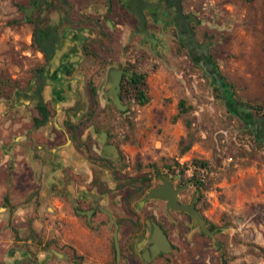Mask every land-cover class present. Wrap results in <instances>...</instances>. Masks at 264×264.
Here are the masks:
<instances>
[{"label": "rangeland", "instance_id": "rangeland-1", "mask_svg": "<svg viewBox=\"0 0 264 264\" xmlns=\"http://www.w3.org/2000/svg\"><path fill=\"white\" fill-rule=\"evenodd\" d=\"M28 2L0 0V264H144L115 262L97 241L76 240L72 248L60 240L58 198L49 197L42 184L47 174L58 182L57 164L49 160L46 170L49 151L27 149L35 143L32 133L53 128L48 123L28 130L34 103L24 84L37 58L23 15L32 10ZM188 3L200 20L196 36L208 42L209 57L226 82V101L212 78L188 64L183 50H164L147 74V101L130 102L114 131L130 173L176 174L187 185L186 199L194 196L213 225L215 244L188 232L186 241L175 242L172 264H264V0ZM41 12L35 13L38 23ZM52 93L43 91L45 103L52 102L50 115L54 108L60 115L62 100ZM51 188L57 190L55 183ZM75 233L63 239L72 242Z\"/></svg>", "mask_w": 264, "mask_h": 264}, {"label": "flooded vegetation", "instance_id": "flooded-vegetation-1", "mask_svg": "<svg viewBox=\"0 0 264 264\" xmlns=\"http://www.w3.org/2000/svg\"><path fill=\"white\" fill-rule=\"evenodd\" d=\"M27 6L32 8L26 19L31 24V38L35 26L46 31L37 36L44 48L35 47L37 58L24 84L34 103L28 130L34 132L48 123L53 127L43 135L32 133L35 143L27 149L33 148L35 154L49 151L43 164L46 170L49 160L57 164L58 182L47 174L42 184L49 197L58 198L60 240L72 248H76V240L97 241L103 255L115 262L139 260L144 264H172L169 255L175 242L186 241L188 232L211 241L188 213L167 206L164 198L146 197L155 187L165 185L176 202L189 204L192 199H186L187 185L172 172L139 177L130 173L114 131L121 127V116L137 100L138 90L144 88L147 74L154 72L164 50H183L189 65L202 71L208 68L205 54L209 55V45L196 36L200 20L188 0H29ZM40 8L41 25L35 15ZM140 16L145 35L140 32ZM61 44L64 51L48 66L54 48ZM44 90L53 91L58 102L62 100L60 115L55 108L50 115L52 102L48 99L50 107L46 105ZM37 94L48 111L38 125L35 120L43 118L36 107ZM80 105V114L73 116ZM51 182L57 190H52ZM193 207L213 233V225L198 209L196 199ZM152 223L169 245V251L153 256L147 244ZM71 230L76 232L75 237L70 236L72 242L63 239ZM144 250L148 251L147 261L141 257Z\"/></svg>", "mask_w": 264, "mask_h": 264}, {"label": "water", "instance_id": "water-1", "mask_svg": "<svg viewBox=\"0 0 264 264\" xmlns=\"http://www.w3.org/2000/svg\"><path fill=\"white\" fill-rule=\"evenodd\" d=\"M24 13H25L26 17H28V15L30 13V9L29 8L24 9ZM139 28H140V32H142L145 35V30L143 27V19L141 16L139 18ZM192 43H193V45H195L194 41ZM64 49H65L64 44L58 45L54 48L51 56L49 57L48 66L54 64L57 61V59L62 54ZM205 56H206V59L208 61L207 62L208 68L206 70H204V72L206 73V75H208L210 78H212V80L214 81L215 84L220 86V89H219L220 94H221L222 98L224 99V101H226L225 96H224V92L222 89V87L226 84V82L224 79H221L218 69L215 68V66L211 65L213 62H212L211 58L209 57V55L206 53ZM48 66L46 67V70H50V68ZM18 96L22 97L20 95H18ZM25 98L28 99L29 97L27 96ZM162 179L165 183L164 176H162ZM146 197L147 198H157V197L164 198L166 200L167 206H170L172 209L182 210V211L188 213L191 216L193 223H199L200 232L207 235L211 239L212 243L215 244V239H214L213 233L210 232L206 227H204V220L201 218L199 213L193 207L194 196L192 197L189 204H180V203L175 201V195L170 194L168 192L167 186L159 185V186L155 187L154 189H152L150 192H148L146 194ZM113 239H114L115 252L117 255L115 233L113 234ZM147 244H148V250H149L151 256L155 255L158 252L169 251V245H168V242L166 240L165 235L159 229V227L154 223L151 224V229H150L149 237L147 240ZM147 254H148V251L144 250L143 253L141 254L142 259L147 261L149 259V258H147Z\"/></svg>", "mask_w": 264, "mask_h": 264}, {"label": "trees", "instance_id": "trees-1", "mask_svg": "<svg viewBox=\"0 0 264 264\" xmlns=\"http://www.w3.org/2000/svg\"><path fill=\"white\" fill-rule=\"evenodd\" d=\"M46 31L42 30L41 28L35 26L34 27V31L32 33V44L36 47V48H39V49H43L44 46L42 45V43L40 42V40L37 38V36L39 35L41 37V35L43 33H45ZM224 92V90H223ZM39 95L37 94V97ZM221 96V95H220ZM137 100H138V103L139 104H144L146 101H147V96L145 95V92H144V89H139L138 92H137V96H136ZM183 106V102L181 100H179L178 102V108H182ZM36 107L40 110L41 114H42V118L43 119H36L35 120V124H40L42 123L43 120H45L48 116V111L47 109L45 108L44 104H41V99L40 97H38V102L36 103ZM201 165H205L204 162H201ZM223 264H226L225 261H223Z\"/></svg>", "mask_w": 264, "mask_h": 264}, {"label": "crops", "instance_id": "crops-1", "mask_svg": "<svg viewBox=\"0 0 264 264\" xmlns=\"http://www.w3.org/2000/svg\"><path fill=\"white\" fill-rule=\"evenodd\" d=\"M50 164L48 165V168H49Z\"/></svg>", "mask_w": 264, "mask_h": 264}]
</instances>
